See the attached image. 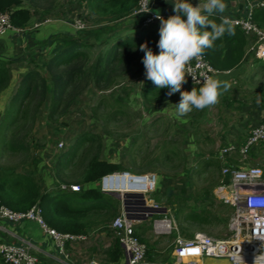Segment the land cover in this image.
Instances as JSON below:
<instances>
[{
  "label": "trees",
  "instance_id": "1",
  "mask_svg": "<svg viewBox=\"0 0 264 264\" xmlns=\"http://www.w3.org/2000/svg\"><path fill=\"white\" fill-rule=\"evenodd\" d=\"M56 1L0 0V13L9 14L13 28L23 29L32 15H49ZM139 1L88 0L91 14L97 17L95 22L110 24L131 18L136 21L133 29L141 30L140 34L122 38L107 37L101 40V44L106 45L107 49L96 57L92 65H88L85 60L88 59L90 49L95 46L94 42L82 39L66 41L51 51L46 62L40 66L41 70L31 69L22 75L11 96L9 117L3 129L7 131L20 122H27L29 128L23 126L19 128L9 142H4V151L23 155L29 152L28 133L45 104L48 103L49 120L54 116H63L91 83L96 89L108 88L117 79L126 76L133 63L143 59L144 53L139 49L142 43H147L153 53H158L160 24L142 28V18L134 15ZM209 19L220 23V19L216 16H211ZM251 20L258 26H264V10L255 9L251 14ZM232 28V34L226 32L222 38L214 42L212 48L206 49L203 55L210 67L218 74L231 73L238 68L246 53L248 39L240 29ZM9 64V61H0V94L9 85ZM41 71L45 72L48 78ZM192 88L193 86L189 85L184 91H191ZM168 91L169 89L166 88L158 89L145 77L141 97L148 104H160L178 96L176 98L178 104L180 95L174 93L169 97L166 95ZM120 113L119 110L114 112L115 115ZM97 138L91 133L81 134L65 152L57 156L49 175L53 186L51 190H44L42 180L37 175L22 174L16 169L0 166V206L13 212H26L37 205L40 208L41 220L46 227L59 233L86 236L96 227H103L106 237L112 236L108 229L118 214L120 201L101 192L96 184L100 183L102 177L120 172L123 168L100 159V144ZM210 165L204 163L202 168L206 169L211 167ZM61 185H75L80 191L63 190ZM188 198L190 196L180 195L160 198L155 194L152 199L163 200L165 205L172 208L174 214L172 217L177 228L185 236H190L184 233L185 226H196L201 231L205 227L221 222L211 210L190 206ZM223 207L230 210L227 206ZM147 226L151 227V222ZM148 227L143 233L149 230ZM142 234L134 231L139 242L146 246V259L158 262L153 258L155 244L143 240ZM112 239L106 245L104 264H120L122 261L119 244L114 237Z\"/></svg>",
  "mask_w": 264,
  "mask_h": 264
},
{
  "label": "rangeland",
  "instance_id": "2",
  "mask_svg": "<svg viewBox=\"0 0 264 264\" xmlns=\"http://www.w3.org/2000/svg\"><path fill=\"white\" fill-rule=\"evenodd\" d=\"M76 22L83 23L82 20ZM95 24L90 20L86 26L94 29ZM83 25L84 29L87 28L85 23ZM91 50L93 53H90ZM90 51L85 60L88 65H92L99 55L95 47ZM43 74L48 78L45 72ZM136 77L134 70L130 69L126 76L120 77L108 88L96 89L91 83L68 113L54 116L51 120L48 119V103L45 104L28 133L30 149L25 155L3 150L4 142H9L19 128H29L27 122H20L4 131L10 112V96L5 100L4 108L0 109V166L16 169L22 174L37 175L42 180V186L51 190L53 186L48 178L57 156L65 152L79 135L91 133L98 137L102 161L122 166L120 172L154 174L156 188L162 186L161 195L171 191L180 196H190V206L207 208L221 220L219 224L201 231L196 226H185L184 233L190 236L186 237L179 230L183 238H191L195 233L227 238L231 211L214 197L215 187L221 181L217 154L224 144L236 139L232 137L231 128L239 125L240 108L258 98L259 101L264 100V73H258L250 64L239 67L219 80L230 85L228 91L222 90L219 103L203 110L193 109L183 117L176 115L178 96L160 104L146 103L141 97L144 79ZM213 77L216 79L219 76ZM187 87L188 82L183 84L182 90ZM118 110L121 113L115 115ZM237 139L242 140L243 136ZM59 144L62 148H58ZM260 145L261 151L251 152L253 159L250 165L261 166L264 144ZM204 163H210L211 167L203 169ZM99 184L96 186L99 187ZM155 192L150 195L151 198ZM156 203L163 208L166 206L163 200ZM170 213L174 217L173 212ZM148 228L142 236L143 240L156 244L157 255H168L172 237L157 238L152 228ZM108 232L112 236L91 239L86 243L85 247L90 246L95 261L100 262L104 258L106 245L113 240V233L111 230ZM0 264H4L2 260Z\"/></svg>",
  "mask_w": 264,
  "mask_h": 264
},
{
  "label": "built area",
  "instance_id": "3",
  "mask_svg": "<svg viewBox=\"0 0 264 264\" xmlns=\"http://www.w3.org/2000/svg\"><path fill=\"white\" fill-rule=\"evenodd\" d=\"M153 0H148V12H144L145 0H140L134 15L142 18V28H149L160 24L157 16L167 19L169 16L159 14L152 10ZM249 12L244 17H232V27L238 28L250 40L247 53L256 61L264 60V26H258L251 20L254 9L264 10V0H246ZM77 30L84 29L81 22H76ZM10 31H20L13 28L7 12L0 13V38ZM190 75L187 82L193 87H200L203 78L216 76L204 56L193 60L190 65ZM227 72L226 74H229ZM264 144V122L256 125L249 132L243 134V139L231 140L224 144L218 154L217 160L220 169V183L215 187L214 197L223 206L231 210L228 223L229 236L224 239L210 237L204 233H195L191 238H183L177 225L168 210L160 212L163 208L158 205L150 195L156 191L157 178L147 173L135 175L129 172H116L101 178L99 189L101 192L116 193L122 198L129 195L126 202H120L117 216L110 224L113 237L117 240L122 252L121 264H164L146 259V246L139 242L134 235V224L147 216L149 210H155L148 220L151 222L153 234L157 238L172 237L171 254L173 264H197V260L214 259L226 260L230 264H264V238L253 221V214L247 207L249 192L253 189L264 191V152L260 165H250L253 159L251 152L255 153ZM58 148H62L59 144ZM256 148V150L254 149ZM61 189L79 192L75 185H61ZM136 196H142V200ZM260 215H264L261 210ZM0 220L11 224L24 221L35 222L44 234L51 239L57 254L66 264H76L70 260L67 251L68 244L83 243L88 240L84 235L63 234L52 230L43 223L40 217V208L35 205L26 212H13L0 206ZM0 232L13 239H17L9 231L0 227ZM30 246V245H29ZM0 258L4 264H38L37 259L29 250L8 242H0ZM90 264H98L90 262Z\"/></svg>",
  "mask_w": 264,
  "mask_h": 264
},
{
  "label": "crops",
  "instance_id": "4",
  "mask_svg": "<svg viewBox=\"0 0 264 264\" xmlns=\"http://www.w3.org/2000/svg\"><path fill=\"white\" fill-rule=\"evenodd\" d=\"M163 1L165 0H153L152 3L157 5L161 4ZM168 1L174 7L172 0ZM189 2L195 6L198 3L202 5L205 0H189ZM225 3L228 7L222 15L228 18L244 17L249 12V6L247 5L246 0H225ZM254 10L255 9L253 8V11ZM173 14V8H165L163 13V15L166 16ZM220 15L221 14H214L213 16L220 19ZM96 19L97 17L91 14L88 0H57L55 7L49 15L34 14L23 29H19L20 31L17 32L10 31L0 38V61L10 62L8 66L10 81L7 89L0 94V109L3 107L5 100L14 93L20 77L28 70H41L40 66L46 62L51 51L64 42L72 39L88 40L91 43L94 42V47L99 54H102L106 51L107 47L106 45L101 44V40H104L107 37L122 38L127 35L137 36L141 32L139 29H133L136 21L131 18L110 24L96 22L97 24H95L94 29L86 26V23L90 22V20L95 21ZM80 20L83 21V24L85 23L87 28L82 30H77L75 28L74 23ZM249 42L250 40H248V45ZM247 48L239 67L250 64L251 67H253V65L255 66V70L258 71V73H264V60H254L247 53ZM90 53H93V50H91ZM238 68L229 73V75ZM131 69H133L136 76H138L136 79L140 78L142 80L146 77V70L142 60L134 62ZM41 72L43 73V71ZM226 75L228 74H217L216 76L219 77L216 79L221 80ZM240 109L241 113L238 116L239 125L231 128L232 137H236V139L243 136L244 133L249 132V130L256 125L264 122V100H260L258 103L256 99L253 103H250L249 105L245 104V106H242ZM48 179L50 180V184H52V180L50 178ZM161 187L158 189L156 188V194H158L160 198L178 195L171 193V191H167L166 194L163 193V195H161ZM43 188L46 190L44 185ZM164 209L169 212L172 211V208L167 205ZM149 222L150 220H147V222L140 221L134 224V231L142 234L143 230L148 227L147 225ZM0 227L9 231L17 238L13 239L0 232V242H8L28 249L29 253L37 259L38 264H66L63 258L57 254L51 239L44 234L42 229L35 222L24 221L14 225L8 221L0 220ZM98 229L99 231L97 232L96 230ZM108 230L110 231V229ZM142 235H144V233ZM86 236L88 237L86 242L67 245L70 260L76 264H90L92 261L97 262L98 264H104L105 256L100 262L95 261L92 249L90 246H87V248L85 246L89 240L91 241V239H103L106 236V231L103 230V227H97L96 229L89 231ZM186 237L188 236L186 235ZM155 247L156 246H154L153 250V253L155 254L153 257L154 260H162L161 263L167 262V264L174 263V258L171 254L172 251H169L166 256H160V254L157 255ZM197 264L230 263L226 260L201 259L197 260Z\"/></svg>",
  "mask_w": 264,
  "mask_h": 264
},
{
  "label": "clouds",
  "instance_id": "5",
  "mask_svg": "<svg viewBox=\"0 0 264 264\" xmlns=\"http://www.w3.org/2000/svg\"><path fill=\"white\" fill-rule=\"evenodd\" d=\"M173 15L167 19L157 16L160 20L158 53L148 47L147 43L139 46L144 53L142 63L147 79L158 89H169L167 96L180 94L176 105V115L183 117L193 109L203 110L219 103L223 91H228L230 85L212 76L203 78L202 85L183 91L182 86L190 75V65L193 60L202 59L206 49L212 48L214 42L227 32L232 34V21L223 16L228 5L225 0H205L195 6L189 0H172ZM148 0H145L144 12H148ZM214 14L220 15V23L210 20ZM259 103V98L257 100ZM247 207L253 214V221L261 238H264V191L253 189L249 192Z\"/></svg>",
  "mask_w": 264,
  "mask_h": 264
},
{
  "label": "water",
  "instance_id": "6",
  "mask_svg": "<svg viewBox=\"0 0 264 264\" xmlns=\"http://www.w3.org/2000/svg\"><path fill=\"white\" fill-rule=\"evenodd\" d=\"M159 7V8H158ZM161 7V8H160ZM165 8H173V6H172V4H170V2L168 1V0H165V1H163V2H161V4H153L152 5V10L153 11H156L157 13H159V14H163L164 13V10H165ZM109 195H111L112 197H114V198H116L118 201H122V203L124 204L125 202H126V199L128 198V197H131V196H129V195H125L123 198L120 196V195H118V194H116V193H110ZM137 198H139V199H141L142 200V196H136ZM142 204H143V200H142ZM149 214L147 215V216H144V217H142V218H140V219H138V220H141V221H147L148 220V218H150L151 216H152V214L153 213H155L156 211L155 210H149ZM160 212H165V209L164 208H162L161 210H160Z\"/></svg>",
  "mask_w": 264,
  "mask_h": 264
}]
</instances>
